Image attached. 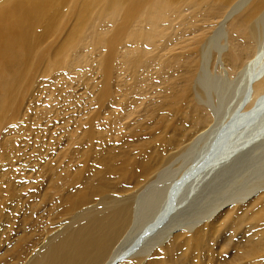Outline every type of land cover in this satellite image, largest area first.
Returning <instances> with one entry per match:
<instances>
[{
	"label": "bare ground",
	"instance_id": "6f19581e",
	"mask_svg": "<svg viewBox=\"0 0 264 264\" xmlns=\"http://www.w3.org/2000/svg\"><path fill=\"white\" fill-rule=\"evenodd\" d=\"M177 1L0 0V70H4L1 75L15 74L10 80L4 79L5 94L0 96V114L10 113L15 106L14 91L25 92L31 84L38 65L48 57L45 50L37 51L38 46L42 39L57 31L60 20L76 23L68 42L69 49H74L73 43L82 41L76 39L94 13L99 20L106 18L107 25L121 33L139 9L147 6L146 40L151 42L158 37L160 26L169 28L184 18L183 7L177 6ZM192 7L191 11L195 9L194 5ZM193 18L198 19V24L192 22ZM222 18L234 19L229 42L247 51L253 50L254 54L247 63L236 66L230 54L224 57L223 51L219 50L222 72L229 75L232 71L238 84L234 99L243 100L224 125L220 137L212 143L211 152L203 153L187 170L190 173L186 171L178 178L162 169L163 155L168 150L163 151L161 157L151 156L141 162L133 163L129 158L133 164L95 168L89 165L69 172L72 181L60 192L59 199L53 198L51 192H58L60 187L57 182H51L49 193L42 197L44 202L35 197V192L27 193V184H18V189L7 190L5 198L0 200V245L18 236L19 231L23 235L0 257V264L7 257L22 264H210L214 256L218 264L246 261L253 264L264 256V227L254 239L243 238L237 229L234 230L235 222L239 220L258 222L264 219L263 159L253 176L250 175L241 186L239 184L232 195L218 198L205 214L189 217L187 212L192 206L188 204L190 199L209 186V181L237 167L245 160V154L260 147V153L264 151V0H209L199 16L189 17L188 35L192 38L188 42L189 49L183 53L189 57L178 61L176 67L183 83L186 79H194L193 56L198 52L204 56L213 39L216 45L224 38L222 32L213 39H210L212 35L208 37L212 30L208 25ZM102 27L92 33L93 47L106 43L111 52L112 42L99 39ZM244 29L246 33L243 34ZM241 33L243 39H240ZM181 38L179 33L169 36L164 47L169 48ZM109 59L103 61L105 73L109 71ZM105 76L103 94L107 95L109 78ZM227 90L221 83H208L206 75L197 78L194 98L201 107L195 115L196 126L214 117L202 108H213L214 104L209 95L203 97L202 92L215 93L222 108ZM208 133L211 132L193 136L187 151L200 144ZM222 139L225 140L220 142ZM42 176L43 172L37 171V177ZM207 179L211 180L204 183ZM29 197L36 198L29 205L30 217L19 222L16 219L22 215L20 202ZM42 219L48 223L43 225ZM40 233L43 237L35 238ZM221 246L224 249H220ZM232 246L235 248L229 258V254H225Z\"/></svg>",
	"mask_w": 264,
	"mask_h": 264
},
{
	"label": "rangeland",
	"instance_id": "374dc122",
	"mask_svg": "<svg viewBox=\"0 0 264 264\" xmlns=\"http://www.w3.org/2000/svg\"><path fill=\"white\" fill-rule=\"evenodd\" d=\"M208 2L178 0L177 6L183 7L184 18L169 28L160 26L158 37L151 42L146 40L147 6L139 9L121 33L109 27L106 18L99 20L94 13L80 35L83 38L79 36L76 39L82 41L73 43L75 50L69 49L68 42L76 23L68 19L60 20L57 31L42 39L38 46L37 51L45 50L48 57L38 65L31 84L25 92L14 91L15 106L10 113L0 114V200L5 198L7 190L18 189V184H27V193L31 195L35 192V197L44 202L42 197L49 193L51 182H57L60 187L58 192H51L53 198L59 199L60 192L72 181L69 172L89 165L95 168L130 163L129 158L133 159V163L141 162L151 156L161 157L166 150L162 169L171 177H181L197 163L198 158L209 151L212 143L220 137L224 125L243 100L234 99L238 84L232 71L231 75L222 72L218 61L219 50L223 51L224 57L230 54L236 66L247 63L254 54L253 50L247 51L229 42L230 25L234 19L222 18L208 25L212 29L208 37L212 35L210 39H213L218 32H222L224 38H220L216 45L213 39L204 56L199 52L193 56L195 77L183 83L176 64L189 57L183 54L189 49L188 42L192 38L188 35L191 28L189 17L199 16ZM192 5L195 9L191 11ZM192 22L198 24V19L193 18ZM101 26L99 39L112 42L111 52L106 43L93 47L92 33ZM176 33L182 38L165 48L166 38ZM242 33H246L245 29ZM242 33L240 39H243ZM108 58L109 71L105 73L102 65ZM31 60L33 62V58ZM3 72L1 68L0 96L5 94L4 79L10 80L15 76L1 75ZM104 73L109 78L107 95L103 94ZM200 75H206L208 83L223 84L229 91L222 108L221 100L215 93L202 92L203 97L209 95L214 102L213 108H202L214 117L196 126L195 115L201 106H197L194 89ZM208 131L211 133L200 144L187 151V144L193 136ZM260 151L261 147L256 148L251 154H245V160L237 167L215 180L204 181L211 180L209 186L196 194V199H190L188 204L192 206L191 210H187L188 216L205 214L218 198L232 195L239 184L241 186L258 171L262 159L264 161V151ZM37 171L43 172V176L37 177ZM35 197L20 202L22 215L16 220L20 222L30 217L29 205L35 202ZM42 223L46 225L48 221L42 219ZM235 224L234 230L237 229L238 235L254 239L264 227V219L258 222L242 219ZM18 233L11 241L0 245V257L23 235L20 231ZM37 237L41 239L43 233L36 234ZM241 240L238 242L241 243ZM234 246L229 247L225 254H229V258ZM220 249H224L223 246ZM214 257L210 264H218V259ZM9 263L22 264L11 260V257L1 262ZM253 264H264V256Z\"/></svg>",
	"mask_w": 264,
	"mask_h": 264
},
{
	"label": "water",
	"instance_id": "95a60500",
	"mask_svg": "<svg viewBox=\"0 0 264 264\" xmlns=\"http://www.w3.org/2000/svg\"><path fill=\"white\" fill-rule=\"evenodd\" d=\"M225 138H226V137H225ZM223 140H225V139H222L220 142H223ZM220 142H218L217 145L220 146ZM217 145H216V146H217ZM219 148H222V146H220ZM211 149H212V147H210L209 152H211ZM188 173H190V171H187V174H188Z\"/></svg>",
	"mask_w": 264,
	"mask_h": 264
}]
</instances>
